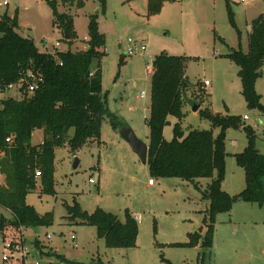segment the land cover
<instances>
[{"label": "rangeland", "instance_id": "rangeland-1", "mask_svg": "<svg viewBox=\"0 0 264 264\" xmlns=\"http://www.w3.org/2000/svg\"><path fill=\"white\" fill-rule=\"evenodd\" d=\"M4 2L8 6L0 7V17L16 15L17 33L31 39L39 52L47 54L84 51L89 19L96 17L98 30L105 37V46L99 50L104 53L99 65L106 108L117 122L131 128L142 143L148 142L146 119L151 74L147 68L151 69L153 59L164 53L186 59V97L200 101V110L240 117L245 126L253 129L256 149L264 155V114L247 108L238 68L226 58L230 49L238 50L239 45L243 53L247 52L250 24L264 14V0H162L159 13L154 15L148 13V0H106L103 13L97 0H83L82 9L63 6L56 0L57 12L72 17L75 37L70 43L52 25V10L46 0H0L1 4ZM227 4L240 38L228 23ZM128 40L144 46V51L127 56ZM205 81L209 85L200 90L199 85ZM255 90L264 105V63ZM142 92L144 98L139 97ZM7 97L18 99L19 95L11 91L6 97L0 96V100ZM192 106L184 103L181 108L183 117L179 125L184 134L190 130H212L216 135L218 129H212L210 122L202 119L198 111L194 112ZM244 117L248 120L244 121ZM168 122L163 137L169 142L178 120L170 116ZM71 135L72 130L68 136ZM99 139V144L90 142L75 154L66 144L54 150L55 195L43 194L37 178L35 190L26 197L27 205L40 216L51 213L52 223L35 229L22 227L26 241L34 245L37 241L45 252L62 256L63 264H166L165 261L200 264L197 260L200 249L178 245L188 243L190 235L202 227L207 205L202 193L210 181L200 179L193 184L180 179H152L154 185H149L147 165L141 163L118 131L112 129L107 116L101 122ZM41 141L42 132L34 131L31 145H39ZM246 144L242 128L225 131V184L234 196L243 189L244 172L235 164L233 155L241 153ZM75 158L78 166L74 169ZM89 179L95 184H89ZM74 203L88 214L96 208L102 209L120 222L124 221L126 212L137 216L135 247L106 248L103 240L96 237L94 227L68 219L66 207ZM0 216L8 221L11 218L1 208ZM263 219V209L235 200L230 212L215 217L206 264H264ZM8 229L4 227L0 235ZM2 251L0 240V264H3ZM37 258L59 263L51 257Z\"/></svg>", "mask_w": 264, "mask_h": 264}, {"label": "trees", "instance_id": "trees-1", "mask_svg": "<svg viewBox=\"0 0 264 264\" xmlns=\"http://www.w3.org/2000/svg\"><path fill=\"white\" fill-rule=\"evenodd\" d=\"M52 10V25L64 35L70 43L75 37L72 17L58 13L56 0H46ZM63 6L84 7L83 0H58ZM103 13L106 0H97ZM162 0H148V13H159ZM228 23L240 38L233 14L227 4ZM17 16L6 14L0 17V82L15 83L18 78L31 71L40 76L37 90L16 100H0V208L10 215L8 221L0 216V230L8 226L17 230L20 226L35 229L52 223V214L40 216L33 207L27 205L26 197L35 190L37 181L35 172L40 173L41 192L55 195L54 192V150L65 144L75 154L90 142L100 138V126L104 117H108L114 131L123 124L116 121L106 108V95H102L100 59L104 53L99 50L105 46V37L98 30L96 17H90L87 25L88 40L83 52H55L53 55L41 53L31 39L17 33ZM65 38V35H64ZM220 39V38H219ZM223 43L224 41L220 39ZM226 58L238 68L241 94L250 110L264 114V105L255 90L264 63V14L251 21L248 31L247 52L230 49ZM95 62V68H92ZM122 63V59H120ZM186 59L157 55L152 62L149 116L146 119L148 129L147 162L152 179H180L185 182L208 179L210 182L202 193L208 202L203 213L204 234L194 232L189 242L178 246L196 247L200 253L197 260L206 264L212 247L215 217L228 213L235 200L254 204L264 211V155L255 146L256 136L251 127L245 126L240 117L214 114L210 110H200L199 116L210 122L212 130H190L185 135L180 128L183 114L182 105L201 104L188 99L185 78ZM201 90V86L199 85ZM178 120L173 126L171 141H165L163 130L169 124L168 117ZM246 134L247 144L241 153L234 154L235 164L244 172V189L236 196H230L222 190L225 178V131L239 129ZM42 132L41 144L31 145L34 131ZM72 130V135L68 134ZM11 143L7 144L6 139ZM70 221L94 227L96 237L102 239L108 249H130L136 245L138 224L126 212L124 221L102 209L96 208L91 214L82 211L77 203L67 206ZM264 223V220H263ZM2 233V231H1ZM35 247L40 257L65 260L57 254L44 252L39 242ZM166 264H171L165 261Z\"/></svg>", "mask_w": 264, "mask_h": 264}, {"label": "built area", "instance_id": "built-area-1", "mask_svg": "<svg viewBox=\"0 0 264 264\" xmlns=\"http://www.w3.org/2000/svg\"><path fill=\"white\" fill-rule=\"evenodd\" d=\"M240 2H244V0H240ZM7 6V3H0V7ZM58 47V44L55 45ZM144 46L137 45L132 41L128 40L126 43V54L129 57L136 55L144 51ZM53 55V54H50ZM152 67V66H151ZM147 73L152 74V68H147ZM41 79L40 76L31 71L22 75L15 83L4 84L0 82V96H5L8 92L16 91L19 95V98L16 100L22 99L25 95H31L35 90L38 89L39 83ZM209 83L207 81L202 83V86L206 87ZM140 98L145 97V93L142 92L139 96ZM8 98V97H7ZM244 121L248 120L246 117L243 118ZM7 144L11 143L10 138L5 141ZM35 179L40 177V173L37 171L34 175ZM2 181V177L0 176V184ZM89 184H95L92 179H89ZM149 185L153 184V181L150 179L148 181ZM137 224H139L138 217H133ZM26 234L25 231L20 226L17 230L9 228L8 230H4L0 235V240L2 243L3 251H2V262L3 264H52L51 262L43 261L42 259H38L40 257V253L38 249H36L34 243H29L25 239ZM46 239L49 240L50 236H46ZM71 240H75L74 235L71 236ZM35 242V241H34ZM49 259V258H47ZM57 264H63L59 262Z\"/></svg>", "mask_w": 264, "mask_h": 264}, {"label": "water", "instance_id": "water-1", "mask_svg": "<svg viewBox=\"0 0 264 264\" xmlns=\"http://www.w3.org/2000/svg\"><path fill=\"white\" fill-rule=\"evenodd\" d=\"M65 38L64 40H68L69 37L67 36L66 32H64ZM200 108V105L198 103L193 104L192 110L196 112ZM118 134L120 138L126 142L133 153L138 157V159L141 161L142 164H146L147 162V150L148 146L144 143H142L140 140L137 139L134 132L131 128L123 125L118 129ZM78 166V160L75 158L73 168H77Z\"/></svg>", "mask_w": 264, "mask_h": 264}, {"label": "crops", "instance_id": "crops-1", "mask_svg": "<svg viewBox=\"0 0 264 264\" xmlns=\"http://www.w3.org/2000/svg\"><path fill=\"white\" fill-rule=\"evenodd\" d=\"M7 6H8V4H7ZM85 45H86V43H85ZM87 47V46H86ZM86 50V49H85ZM84 50V51H85ZM83 52V51H82ZM203 88V86H202V83H201V89ZM164 131V130H163ZM163 136H164V132H163ZM100 143V139L97 141V144H99ZM148 143V142H147ZM147 143H146V145H147ZM40 144V143H39ZM92 144H95V142H93L92 141ZM33 146H36V145H33ZM235 161V160H234ZM225 171H226V162H225ZM196 181H198V180H195L194 182H192L193 184L196 182ZM196 183H198V182H196ZM226 174H225V179H224V181L222 182V185H221V187H222V190L225 192V193H227V194H229L230 196H234V195H232L233 193L231 192V191H229V189H228V187L226 186ZM154 185V184H153ZM240 186V185H239ZM207 187V186H206ZM244 187H245V183H244V186L242 187L243 189H244ZM195 188H198L197 186H195ZM206 189V188H205ZM205 189H204V191H205ZM243 189H239L240 191H237L238 193L236 194V195H238ZM203 191V192H204ZM235 195V196H236ZM202 199L203 200H205L204 198H203V195H202ZM206 201V200H205ZM238 201H240V200H238ZM208 209V202H207V205H206V207H205V210L203 211V213L206 211ZM132 217H137V216H133L132 214H130ZM204 215V214H203ZM264 220V219H263ZM199 229V228H198ZM198 229H197V231H198ZM196 231V230H195ZM202 232L204 233L205 232V228L204 227H202ZM196 248H198V250H199V245L198 246H196ZM45 252V251H44ZM200 253V252H199Z\"/></svg>", "mask_w": 264, "mask_h": 264}]
</instances>
